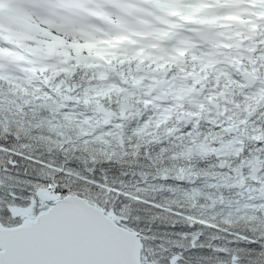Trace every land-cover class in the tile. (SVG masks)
I'll return each mask as SVG.
<instances>
[{"label": "snow or ice", "instance_id": "1", "mask_svg": "<svg viewBox=\"0 0 264 264\" xmlns=\"http://www.w3.org/2000/svg\"><path fill=\"white\" fill-rule=\"evenodd\" d=\"M115 2L125 11L132 6V0ZM102 8L96 0H27L22 11L32 19L38 18L42 26L56 35L70 32V26L57 22L59 17L91 13L98 19L103 15ZM111 22L120 24L119 18H112ZM13 51L12 45L0 40V57L11 55ZM18 59L23 60L24 56ZM5 78L0 75V82ZM56 87L57 81L46 77L35 84L37 90L53 100L57 99ZM68 92L71 95L66 94L65 100L80 99L72 88ZM18 107L22 118L17 125L42 135L45 121L29 117L23 105ZM38 107L39 111L47 112L49 106ZM35 108L30 106V110ZM60 115L62 111L57 117ZM47 124L52 127L55 120L49 117ZM196 129L197 124L193 122L186 132L181 130L192 138L190 151L196 146ZM224 131L233 129L229 127ZM9 139L19 141L21 137L14 135L0 116V157L8 156L6 162L0 161V264H264V203H257L264 200V186L258 189L260 196L253 195L256 187H245L239 193L240 196L247 193L246 207L253 210L241 212L236 208L235 214L255 219L248 220L246 228L232 227L229 219L215 218L218 206L215 198L199 215L187 213L175 200L162 203L155 197L146 198L148 187L155 191L153 182H159L163 188L169 180L181 188L192 186L191 197L197 198L200 177L189 169H177L175 175L159 167L152 173L140 172L137 186L132 190L123 179L109 182L105 169H97L94 159L91 166L85 165L87 175L74 171L69 155L73 146L59 135L52 138V143L65 154L63 167L33 154L30 145L21 144L23 150H17ZM251 139L264 154V131ZM211 151L217 155L218 167L225 168V163L219 159L221 153L215 147ZM242 152L243 148L236 149L237 155ZM233 172L239 174L241 170L229 169V175ZM120 175L127 177L129 173ZM258 183L264 185V180ZM209 186L221 187L214 178ZM169 190L174 192L175 189L169 186ZM92 192L106 194L107 199H93ZM125 203L155 210L148 224L161 216H169L181 218L183 226L177 229L178 223L173 220L166 224L170 230L163 234L151 227H142L145 221L138 212L122 211ZM222 203L221 199L220 205ZM232 215L233 212L228 213L229 217Z\"/></svg>", "mask_w": 264, "mask_h": 264}, {"label": "trees", "instance_id": "2", "mask_svg": "<svg viewBox=\"0 0 264 264\" xmlns=\"http://www.w3.org/2000/svg\"><path fill=\"white\" fill-rule=\"evenodd\" d=\"M69 63L70 70L75 69L74 73L79 77L82 74L84 75L83 80L85 83L93 84L92 78L88 76L90 75L89 72L91 69L87 65L72 57H70ZM254 70L264 78L263 62H259ZM87 76L88 78H85ZM1 87L5 88V86ZM3 95L4 90L0 89V116L4 117L5 124L10 126L11 132L21 137L19 141L8 140L10 144L15 145L17 150H23L20 148L21 144L30 145L33 154H38L40 158L63 167L66 158L65 154L56 150L52 143V138L59 135L63 140L68 141L73 146L70 148L69 155L71 156V168L74 171L80 175H87L85 165L91 166L92 160L94 159L97 169H105L109 177V182L123 179L132 190L137 186L140 172L152 173L156 167H159L166 170L169 175H175L177 169H189L198 173L200 177L197 185L199 190V196L197 198L194 199L191 197L190 190L192 186L184 185L181 188L176 186L172 180H169L163 188H161L159 182H153L155 191H153L152 187L142 185L148 187L146 198L151 199L155 197L162 203L171 200L178 201L183 205L184 210L191 215L201 214L205 210V206L210 205L211 199L215 198L218 204L215 210V218L217 220L220 218L229 219L232 227L246 228L249 226L248 220L255 219L254 216H248L245 219V216L237 215L234 212L236 208H239L241 212H250L252 210L247 208L246 205L244 207L243 204L247 202V193L244 196L239 195L241 191H238L236 187L238 182L242 181L245 186L249 187L258 188L259 186H263L258 182L264 180V170H260L257 167V154L251 141H248L249 144L245 145V149L240 155L234 156L232 153L228 155L220 151L221 155L219 159L223 160L226 165L225 168L221 169L218 167L216 153L211 151L213 147L216 145L220 146V144H197L198 148L201 145H206L209 150L203 152L192 150L190 152L188 151L189 148L185 147V144H178L183 135L171 132L172 130L169 127L165 128L164 131H158L150 136L134 135L133 139H130V135H126L127 138H123V143H118L116 140L115 142H107L100 137L76 133L72 131L68 124L66 125L67 128L64 129L62 126L63 117L61 115L58 120L52 118L55 120V125L49 127L47 124L49 115L46 114V116L43 114L44 112L39 111L37 105H32L31 102L27 103L25 101L23 106L28 110L27 115L45 121L43 133L42 135H38L30 129L26 130V126L17 125L18 119L22 118L18 115L19 107L15 102L13 104L6 103L2 99ZM30 106H36L35 110H30ZM245 106H248V110H245ZM262 108H264V103L260 98H251L250 102H247L241 96V130L255 133L256 130L259 131V128H261L264 131V109ZM200 134L201 132H199V136ZM209 136V133L205 134L204 142L209 140ZM199 141H202V138ZM7 158L8 156L4 155L0 157V161L6 162ZM229 169H240L241 172L239 174L233 172V174L229 175ZM121 172H128L129 175L122 177L120 175ZM133 173H136V175H133ZM253 176H255V180ZM213 178L221 187L212 188L209 186ZM169 186L175 189L174 192L169 190ZM185 189L188 191L186 192ZM97 197L107 199L106 194L91 193V198L95 199ZM221 199L223 202L222 205H220ZM122 211L125 213L130 211L133 214L138 212L145 221L142 222V227H151L154 231H158L161 234L170 230L166 224L173 220L178 223L177 229L180 226L182 227L184 223L179 217L161 216L159 220L148 224L155 214V210L144 209L141 206L130 205L128 203H125ZM229 212H233L231 217L228 216Z\"/></svg>", "mask_w": 264, "mask_h": 264}, {"label": "rangeland", "instance_id": "3", "mask_svg": "<svg viewBox=\"0 0 264 264\" xmlns=\"http://www.w3.org/2000/svg\"><path fill=\"white\" fill-rule=\"evenodd\" d=\"M22 10V9H21ZM4 11V9H3V7L0 5V12H3ZM21 16H22V18L23 19H21V21H25V22H30V21H35L33 24V30H35V31H37V32H41V31H43L44 29H46V30H44L45 31V33H47V35L48 36H51V32L50 31H48L47 30V28L45 27V26H42L41 25V23L39 22V20H38V18L37 19H32L31 17H29L26 13H24L23 11H21ZM153 16H154V22H158V20H155V18H157V17H160L161 16V13L160 12H157L156 14H153ZM157 16V17H156ZM24 17H25V19H24ZM28 20V21H27ZM25 22H23V23H25ZM36 23V24H35ZM58 34H60V33H58Z\"/></svg>", "mask_w": 264, "mask_h": 264}, {"label": "water", "instance_id": "4", "mask_svg": "<svg viewBox=\"0 0 264 264\" xmlns=\"http://www.w3.org/2000/svg\"><path fill=\"white\" fill-rule=\"evenodd\" d=\"M251 83H252V82L248 81V82H247V86H250V85H251Z\"/></svg>", "mask_w": 264, "mask_h": 264}]
</instances>
